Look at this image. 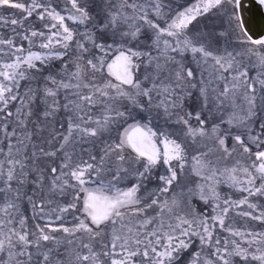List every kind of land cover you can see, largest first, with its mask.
<instances>
[{
	"label": "snow or ice",
	"instance_id": "snow-or-ice-1",
	"mask_svg": "<svg viewBox=\"0 0 264 264\" xmlns=\"http://www.w3.org/2000/svg\"><path fill=\"white\" fill-rule=\"evenodd\" d=\"M264 0H0V264H264Z\"/></svg>",
	"mask_w": 264,
	"mask_h": 264
},
{
	"label": "water",
	"instance_id": "water-1",
	"mask_svg": "<svg viewBox=\"0 0 264 264\" xmlns=\"http://www.w3.org/2000/svg\"><path fill=\"white\" fill-rule=\"evenodd\" d=\"M250 7H251V16L255 20L257 26L259 27L262 21H264V11L263 9L257 10V8L254 6H250Z\"/></svg>",
	"mask_w": 264,
	"mask_h": 264
},
{
	"label": "bare ground",
	"instance_id": "bare-ground-1",
	"mask_svg": "<svg viewBox=\"0 0 264 264\" xmlns=\"http://www.w3.org/2000/svg\"><path fill=\"white\" fill-rule=\"evenodd\" d=\"M253 2H254V0H253ZM264 11V10H263ZM250 16H251V13H250ZM252 17V16H251Z\"/></svg>",
	"mask_w": 264,
	"mask_h": 264
},
{
	"label": "rangeland",
	"instance_id": "rangeland-1",
	"mask_svg": "<svg viewBox=\"0 0 264 264\" xmlns=\"http://www.w3.org/2000/svg\"><path fill=\"white\" fill-rule=\"evenodd\" d=\"M264 10V9H263Z\"/></svg>",
	"mask_w": 264,
	"mask_h": 264
}]
</instances>
